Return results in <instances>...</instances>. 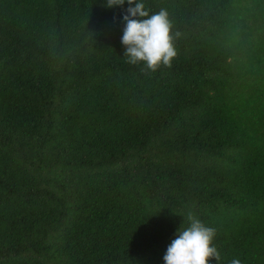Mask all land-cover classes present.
Wrapping results in <instances>:
<instances>
[{"label": "trees", "instance_id": "trees-1", "mask_svg": "<svg viewBox=\"0 0 264 264\" xmlns=\"http://www.w3.org/2000/svg\"><path fill=\"white\" fill-rule=\"evenodd\" d=\"M142 2L172 24L155 72L127 3L0 0V264H164L189 213L209 264H264V0Z\"/></svg>", "mask_w": 264, "mask_h": 264}, {"label": "clouds", "instance_id": "clouds-1", "mask_svg": "<svg viewBox=\"0 0 264 264\" xmlns=\"http://www.w3.org/2000/svg\"><path fill=\"white\" fill-rule=\"evenodd\" d=\"M125 3L129 7L123 16L125 27L121 43L127 62L132 65L143 63L152 72L161 66L171 67L177 52L167 11L161 9L150 15L142 0H106V7H119ZM133 4L134 7L131 6ZM187 220L189 226L180 228L177 237L168 246L163 257L164 264H209L210 260L218 261L220 254L213 246L216 229L206 226L192 213L187 215ZM231 264L241 262L233 259Z\"/></svg>", "mask_w": 264, "mask_h": 264}]
</instances>
